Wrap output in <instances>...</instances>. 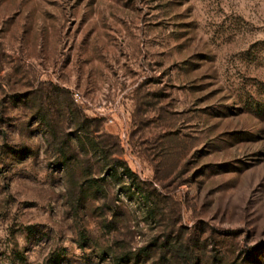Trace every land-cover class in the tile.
Instances as JSON below:
<instances>
[{"label":"rangeland","instance_id":"obj_1","mask_svg":"<svg viewBox=\"0 0 264 264\" xmlns=\"http://www.w3.org/2000/svg\"><path fill=\"white\" fill-rule=\"evenodd\" d=\"M0 264H264V0H0Z\"/></svg>","mask_w":264,"mask_h":264}]
</instances>
